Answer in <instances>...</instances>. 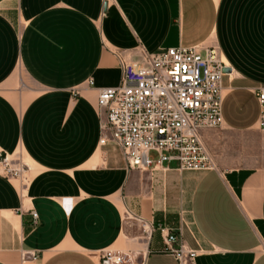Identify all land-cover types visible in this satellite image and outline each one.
I'll list each match as a JSON object with an SVG mask.
<instances>
[{
    "label": "crops",
    "instance_id": "0c3cea01",
    "mask_svg": "<svg viewBox=\"0 0 264 264\" xmlns=\"http://www.w3.org/2000/svg\"><path fill=\"white\" fill-rule=\"evenodd\" d=\"M210 45L228 66L222 125L201 131L216 169L129 167L99 90L120 84L121 59ZM261 85L264 0H0V154L29 167L26 185L0 173V264H98L107 249L180 264L143 223L180 230L193 264H264Z\"/></svg>",
    "mask_w": 264,
    "mask_h": 264
},
{
    "label": "built area",
    "instance_id": "2783aa9c",
    "mask_svg": "<svg viewBox=\"0 0 264 264\" xmlns=\"http://www.w3.org/2000/svg\"><path fill=\"white\" fill-rule=\"evenodd\" d=\"M122 78L116 87L101 88L98 106L105 110L102 129L110 133L131 168L156 170L176 163L178 170L216 169L202 129L222 125L223 78L228 66L216 45L205 48L169 47L147 54L143 64L121 59ZM88 83L93 85V80ZM255 95L260 104L258 127L264 132V85ZM107 134L100 142L105 144ZM27 164L0 154V173L27 184ZM36 221L37 214L32 211ZM148 237L160 231L164 251L180 264H193L196 250L188 248L180 230L164 223H143ZM36 259L37 255H33ZM98 264H143L131 253L107 249Z\"/></svg>",
    "mask_w": 264,
    "mask_h": 264
},
{
    "label": "rangeland",
    "instance_id": "374dc122",
    "mask_svg": "<svg viewBox=\"0 0 264 264\" xmlns=\"http://www.w3.org/2000/svg\"><path fill=\"white\" fill-rule=\"evenodd\" d=\"M14 159H18L19 161L23 162L24 164L27 163L26 159H22L21 157H18V156L15 157ZM122 209L124 211V215L126 217V221H129L130 219L134 218L133 213L130 211L129 207L124 202H122ZM123 251L131 253L133 256H135V258H138V262H139V258L141 256L140 254H138V253H136L135 251H132V250H123Z\"/></svg>",
    "mask_w": 264,
    "mask_h": 264
},
{
    "label": "water",
    "instance_id": "95a60500",
    "mask_svg": "<svg viewBox=\"0 0 264 264\" xmlns=\"http://www.w3.org/2000/svg\"><path fill=\"white\" fill-rule=\"evenodd\" d=\"M4 156V154H2V157ZM139 262H141V257L139 258Z\"/></svg>",
    "mask_w": 264,
    "mask_h": 264
}]
</instances>
